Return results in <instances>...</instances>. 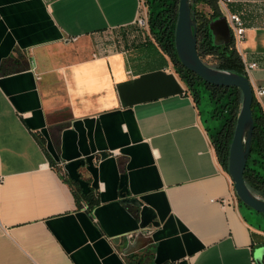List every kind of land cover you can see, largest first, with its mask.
I'll return each mask as SVG.
<instances>
[{"label": "crops", "instance_id": "1", "mask_svg": "<svg viewBox=\"0 0 264 264\" xmlns=\"http://www.w3.org/2000/svg\"><path fill=\"white\" fill-rule=\"evenodd\" d=\"M137 7L0 0V264H252L264 246V214L218 159L211 100L150 33L100 40ZM225 8L264 87V0Z\"/></svg>", "mask_w": 264, "mask_h": 264}, {"label": "trees", "instance_id": "2", "mask_svg": "<svg viewBox=\"0 0 264 264\" xmlns=\"http://www.w3.org/2000/svg\"><path fill=\"white\" fill-rule=\"evenodd\" d=\"M149 7V28L150 34L163 52L168 54L177 72L185 81L188 88L194 95L198 96L195 89L197 82H203L211 96L215 100H220L219 96L226 92L227 101L222 104L225 107L228 117L217 129L214 143L218 159L227 168L228 150L232 139L236 116L241 102V93L236 87L214 86L204 82L200 77L184 68L179 63L174 49V30L177 18L178 0H145ZM203 3L210 7L211 13H205L197 9V4ZM195 13L197 22V51L200 57L210 55L216 62V68L244 73L239 53L233 47L232 42L226 46H216L212 44L211 34L207 24L211 18L221 15L217 0H195ZM147 44H152L147 40ZM212 99V97L210 98ZM213 112L218 119L220 111L213 107ZM222 115H224L222 113ZM252 116L254 119V129L252 137L251 152L244 170V178L248 187L256 194L264 198V173L251 167L252 163H261L264 167V115L258 103L253 99Z\"/></svg>", "mask_w": 264, "mask_h": 264}, {"label": "water", "instance_id": "3", "mask_svg": "<svg viewBox=\"0 0 264 264\" xmlns=\"http://www.w3.org/2000/svg\"><path fill=\"white\" fill-rule=\"evenodd\" d=\"M207 27L213 45L226 46L231 42V29L225 15L221 14L211 18ZM174 49L181 66L196 74L204 82L214 86L239 89L241 102L228 150L227 173L233 183L237 198L252 210L264 214V198L254 193L244 178L254 129L252 85L247 74L216 68L200 57L197 51L195 0H178ZM263 255L264 246L255 253L257 264H263Z\"/></svg>", "mask_w": 264, "mask_h": 264}, {"label": "built area", "instance_id": "4", "mask_svg": "<svg viewBox=\"0 0 264 264\" xmlns=\"http://www.w3.org/2000/svg\"><path fill=\"white\" fill-rule=\"evenodd\" d=\"M226 0H217V3L221 9V13L225 15L227 22L231 29V42L233 47L240 53V43L244 39L245 36V26L244 22L240 15L237 13H232L227 11L225 8ZM133 24L140 29L143 33H150L149 28V7L146 4L145 0H138V7L136 11V17L133 21ZM243 62V71L245 74H248L251 69H254L257 64L256 62ZM252 92L253 99L258 103L262 112L264 113V87L256 84H252ZM116 153V152H114ZM223 204L225 203V199H222ZM252 264H257L254 260H252Z\"/></svg>", "mask_w": 264, "mask_h": 264}, {"label": "rangeland", "instance_id": "5", "mask_svg": "<svg viewBox=\"0 0 264 264\" xmlns=\"http://www.w3.org/2000/svg\"><path fill=\"white\" fill-rule=\"evenodd\" d=\"M197 9H202V11H204L205 14H210V10L207 7L202 6L200 4H197ZM134 37L140 38V37H142V33H141L140 29H138L135 25H132L130 30L124 34H122V31H120V30L105 31L104 33H101L100 40L102 42L106 43V45L110 46L112 49V48H117L118 45L121 44V42L125 38L133 39ZM203 60L211 66H216V62H215L214 58L210 55L204 56ZM195 89L198 92V96L197 95H194V96L196 98H200L201 108H204L205 106L209 105V101L211 100V102L213 104L212 106L217 107L218 111H220V115L216 121L209 120V126L214 131L213 126H215L217 123L220 126V124H223L225 122V116L228 117V114L226 113L225 107L222 106V104L227 101V98H228L226 96L227 93L224 92L223 94H221L219 96L220 100L216 101L215 98H213V96H211L210 91L207 90V87L203 82H197L195 84ZM211 97H212V99H210ZM206 109H207V107H206ZM222 113L224 115H222ZM251 167L257 171L264 173V167L262 166L261 163H252Z\"/></svg>", "mask_w": 264, "mask_h": 264}]
</instances>
